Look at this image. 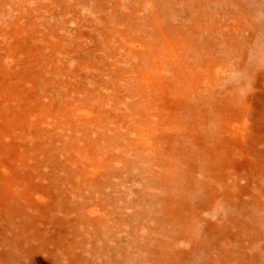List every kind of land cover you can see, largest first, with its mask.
<instances>
[{"label": "rangeland", "instance_id": "rangeland-1", "mask_svg": "<svg viewBox=\"0 0 264 264\" xmlns=\"http://www.w3.org/2000/svg\"><path fill=\"white\" fill-rule=\"evenodd\" d=\"M173 42L193 62L173 73L175 92L160 66ZM225 52L227 69L211 78L206 60ZM189 81L224 83L215 94L231 92L237 105L223 119L239 121L223 126L243 136L245 151L264 154V0H0V264H141L136 254L161 252L163 230L176 226L174 234L193 239L214 222L220 207L188 215L203 189L183 206L179 185L153 180L167 151L156 123L175 109V128L191 120L192 107H178ZM196 95L192 102L201 103ZM203 107V120L218 118L217 100ZM236 173L237 187L248 186L246 206H230L241 211V264H264V160ZM195 180L206 182L199 169ZM86 205L104 209L90 216L102 220L89 229L96 237L78 233ZM208 234L200 246L214 239ZM177 248L185 250L183 240Z\"/></svg>", "mask_w": 264, "mask_h": 264}, {"label": "bare ground", "instance_id": "bare-ground-1", "mask_svg": "<svg viewBox=\"0 0 264 264\" xmlns=\"http://www.w3.org/2000/svg\"><path fill=\"white\" fill-rule=\"evenodd\" d=\"M161 7L162 5H160V7L158 6L157 10H160ZM209 27L210 23L206 25V30H208ZM208 42L209 41L207 40V38L203 36V40L200 41L199 44L201 46L203 45V43ZM178 43L179 42H173V47L170 48L167 56H164L162 58V64L160 65L165 67L162 69V72L170 71L169 73L172 74L170 87L171 89H173V92H175L178 88L177 83H175L176 77L173 76V73L177 76L179 75L178 71L176 70L179 69L178 66H186V69L189 67H193L192 61L186 60L187 63L185 60H183L184 62L182 61L181 58L183 57L184 53H182V46H180ZM193 49L197 50V46ZM220 50L222 52L224 49L221 48ZM215 52L216 51H213L212 53ZM241 53H244V51H242ZM230 61L231 60L227 52H225L224 54L222 53L219 61L217 60L214 62L213 59L211 61L206 60L208 66H210V70L215 73L211 76V78L215 77L217 79V72H221L224 69H227V65ZM204 62L205 60H199L197 65H203ZM194 63L196 64V62ZM160 66L156 67L155 71L152 70V74H155L156 78L159 77L158 74H160ZM205 78L209 77L206 76ZM24 82L25 81H23V84ZM217 82L204 85L203 87L197 86L196 82L193 81H189L188 87H185L187 82L184 84V92L189 95L188 97L185 96L183 98V101L180 102L181 105H179L178 107L181 110H185L186 107H192L193 112L191 114L192 118L190 121L185 122L179 127L175 128L173 123L175 121H178L177 113L180 111H177V109H175L174 114H172L174 116L171 117L169 115L171 118L165 121L163 125H161L162 121H160L159 126L156 123L158 129L160 127L163 128V132L160 133V138H164V143L167 144V151H163L165 157L164 159L159 161V175L153 176V180H156V183H158L159 185L172 187V184L170 185V182H172L173 185L177 186V188L179 185L180 190L183 191L181 194L182 199L180 200V203L183 206L190 205V200H195L197 198L198 188L200 189V192L203 189L200 197L195 200L196 209L192 210V208H190L188 215L193 216V214H195L198 219H201V212H216L218 210V207H220V209L217 211V217L214 222L204 221L205 228L198 233L196 238L193 239L192 236L187 237L186 234L183 235V239L182 236L178 237V235L174 234V230L178 229V227L176 226H171V229H174L173 231L163 230L164 233L159 241V248L161 252L153 254L152 256H146V254H136L135 257L136 259L139 258L142 261L141 264H180L178 263V260H181V257L188 258L181 264H241L242 249L241 251H239L241 243L238 237L243 236L244 234L238 235L240 234L241 230L239 226V219H237L239 218V216H236L238 215V212L240 213L241 211L237 210V206H235L236 210H231L230 206H233L234 202H238L240 207L242 208L243 206H246L245 203L243 204L241 202L243 201L242 197L247 196V190L245 188H248V186H246L245 188L237 187L236 183L240 181V176L236 172L242 170L244 167L245 169L246 167L250 169L257 168L259 163L264 160V154L261 153L256 155L254 152H251L252 149H248V151H245L243 145L239 144V142L243 140V136L240 134L232 133L231 129H226L223 126V124L238 125V118H235L234 122H232L229 118L223 119V116L231 117L233 115L237 104L235 103V100L232 99L230 95L231 92L228 94V96H224L225 92H223L222 94H215L214 91H223L226 89L225 87H227L224 86L223 83L221 87H218L217 89ZM230 88L232 91L233 87L230 86ZM18 92L19 94L28 92L31 93L26 89H22V93L21 91ZM198 92L202 94L203 100H201V103L198 100L197 103H194L192 102V94L194 96H197L196 93ZM233 94H235V91H233ZM210 95L215 97L211 98ZM211 99L212 101L217 100V108L215 110V113H217L218 118L206 121L203 120L202 116L206 113H209L210 111L204 112L203 105L209 104L211 102ZM173 102L174 106H176L177 99H173ZM238 113L241 114L242 112L239 111ZM238 116L242 117L241 115ZM214 122L221 125V128L220 126L218 128V126ZM149 126V124L146 125L147 129H149ZM169 128L176 129V132L170 133ZM155 129H149V131L155 132ZM171 151L176 155V159H172L173 154L171 153ZM237 156L239 158V161H237ZM250 156H255L256 160L250 159ZM182 167L184 168V172L180 171L179 175L178 170ZM198 169L201 170L203 174H205L206 182H203L201 184L200 182L195 180V173ZM180 176L184 177V187L180 186ZM259 176L260 178H262V174H260ZM233 189H236L237 191L234 194H230V191ZM88 206L91 205L89 204ZM88 206L86 205L79 208L80 213L77 212V217L79 219V222H81L78 227H80L79 230L82 231L78 233H83V237H90V234L92 235V237H96L97 232L90 233L89 229L92 228L94 224L96 226L100 223V221L102 222V220L90 216L92 215V213H95V209L99 213L101 211L104 212V209H100L99 205H95V207L93 205L95 209L90 210ZM174 214L176 215V212H174ZM174 218L176 222H178V217L174 216ZM260 222L262 223L261 220ZM243 224H246L245 226H247L248 229H251L248 223H245L243 221ZM85 231L87 234H85ZM207 232H209L208 237H214V239L212 241H208L207 245L200 246L199 241L201 238H203L204 234H207ZM180 240H183L186 247L185 250L177 248ZM104 249L106 248L104 247ZM171 257L174 258L171 259ZM190 259H193L195 262H189L188 260Z\"/></svg>", "mask_w": 264, "mask_h": 264}]
</instances>
